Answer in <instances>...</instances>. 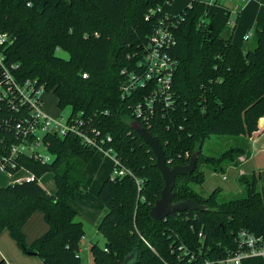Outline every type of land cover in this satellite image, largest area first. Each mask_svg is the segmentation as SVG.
Listing matches in <instances>:
<instances>
[{"label": "trees", "instance_id": "16d2710c", "mask_svg": "<svg viewBox=\"0 0 264 264\" xmlns=\"http://www.w3.org/2000/svg\"><path fill=\"white\" fill-rule=\"evenodd\" d=\"M170 2L0 0V28L11 35L4 53L8 64L17 65L12 67L17 80H38L45 90H53L60 109L70 108V118L81 117L87 126L111 135L106 147L113 148L132 172L112 173L98 191L106 206L97 226L105 245L91 246L93 264H206L205 259L221 264L235 246L239 230L264 235L263 172L239 177L244 189L240 197L219 199V189L202 195L195 188L205 181L204 165L224 172L249 154L248 139L264 130V24L253 34L254 47L246 50L233 41L235 26H228V15L213 12L209 21L200 23L207 8L199 0L180 13L175 28L171 104L159 106L143 125L160 140L170 166L188 164L199 152L193 173L177 176L173 202L194 199L209 209L186 210L159 221L150 215L165 181L155 165V153L133 127L137 96L123 99L120 87L123 69L134 66V56L160 19L178 17L161 9L146 19L152 9ZM20 116L0 98V119L10 117L14 123ZM11 129L0 130V155L16 142ZM211 135H230L242 143L208 155L204 144ZM45 141L51 162L28 155L19 158L35 180L0 186V233L9 230L18 245L40 256L43 264H81L86 231L70 200L87 191L85 170L97 149L73 133H48ZM49 171L56 185L53 194L40 183ZM37 210L45 213L49 230L28 244L23 227ZM179 243L197 258L190 262L181 258L172 248ZM243 264H264V260L248 258Z\"/></svg>", "mask_w": 264, "mask_h": 264}, {"label": "built area", "instance_id": "2783aa9c", "mask_svg": "<svg viewBox=\"0 0 264 264\" xmlns=\"http://www.w3.org/2000/svg\"><path fill=\"white\" fill-rule=\"evenodd\" d=\"M193 1L191 0L190 4ZM202 1L207 10L201 17L200 23L203 24L208 18L212 8H220L223 14L228 15V26L236 27V18L243 8L245 0H199ZM163 7L152 9L146 19L153 17L157 11ZM182 16L170 19L168 15L160 19L159 24L150 35L148 40L139 48V52L134 56V66L123 69L125 78L121 84V96L123 99L135 98L132 109V116L135 120L148 123L158 110V107H168L171 101L168 96L173 89L175 75V62L171 55V50L177 44L175 28L179 25ZM252 33L244 35L248 40ZM11 42V35L8 31L0 28V98L10 105L11 109L21 114L20 117L12 122L10 117L0 119V130L13 128L16 135L14 142L8 151L0 155V173L11 177L18 171H24V176H17L15 182L33 181L36 176L33 172L21 165L19 158L25 155L35 158L42 162H51L53 155L48 151V143L45 135L56 133L65 136L73 133L82 142L97 150L111 154L114 159V171L116 176L132 174L121 161L113 148L106 147L107 141L112 139L111 135L103 134L95 127L87 126V122L74 116L58 115L53 116L44 109L43 92L45 86L36 79H26L24 82L17 80L12 67L16 64H8L4 50ZM87 77V74H83ZM14 124V126H12ZM11 129V130H13ZM44 151H41V150ZM14 182V183H15ZM203 232H199V237H203ZM235 246L232 247L227 256L220 260L221 264H243L248 258L260 257L264 260V235L256 234L248 229H241L234 237ZM173 251L179 252L181 258L187 257L188 261L197 258L196 253L187 248L183 243L172 247ZM205 263H212L205 259Z\"/></svg>", "mask_w": 264, "mask_h": 264}, {"label": "rangeland", "instance_id": "374dc122", "mask_svg": "<svg viewBox=\"0 0 264 264\" xmlns=\"http://www.w3.org/2000/svg\"><path fill=\"white\" fill-rule=\"evenodd\" d=\"M55 1V0H53ZM190 0H172L170 3H165L163 5V10L169 14L179 15L189 4ZM212 8L208 15V21L213 12H217ZM264 21V0H253L252 5L248 7L240 16L238 20L237 28L233 34V40L238 45H241L246 50L254 47L255 39L253 37L254 32L260 28L254 23L256 20ZM230 27V26H229ZM249 28L253 29L252 36L249 40H245L241 37L242 33ZM64 56H68L66 52H62ZM44 108L50 114L64 115L68 116L70 113V108L60 109L57 105V99L53 90H45L43 92ZM239 142L238 139L230 135H211L204 144V152L208 155H218L230 145ZM41 151H44L43 149ZM256 163L254 160L252 163L240 166V169L244 170L246 173H253L251 164ZM114 168V161L110 156L106 155L103 151L97 150L89 161L86 168V176L88 181L87 191H79L72 201L73 206L77 210V219L83 221L86 235L81 242V264H92V252H91V240L99 241L100 245L104 244L103 235L98 232V223L101 218L106 213V206L103 201L98 196V190L103 180L111 173ZM203 171L205 174V181L202 185L195 186L196 190L202 195H209L214 190H221L219 194V199H231L235 197H240L244 195L243 186L238 181V166H229L224 172L214 171L212 167L208 165L203 166ZM264 174V167L260 169ZM23 173L21 170L14 174V178L17 177L18 173ZM19 173V174H20ZM18 174V175H19ZM12 178V179H14ZM7 175L0 173V186L7 184ZM41 183L43 186L51 188L55 187L53 172L49 171L41 177ZM1 234H9L8 230H4ZM0 234V235H1ZM10 236V235H9ZM19 246V245H18ZM20 247V246H19ZM21 248V247H20ZM22 249V248H21ZM23 250V249H22ZM23 252H25L23 250ZM25 254H29L26 253ZM30 256V264H42V259L40 256L35 254L27 255Z\"/></svg>", "mask_w": 264, "mask_h": 264}, {"label": "crops", "instance_id": "0c3cea01", "mask_svg": "<svg viewBox=\"0 0 264 264\" xmlns=\"http://www.w3.org/2000/svg\"><path fill=\"white\" fill-rule=\"evenodd\" d=\"M252 1L253 0H245L243 2V8H242L241 12L239 13V15L237 16V18H236L237 24H238V20L240 19V16L243 13V11L246 10L248 7H250V5H252ZM190 2H191V0H190ZM190 2H189V4H190ZM214 9L218 10L221 13H224V11L221 10L220 8H215L214 7ZM254 24L256 26H260V28H262V26L264 24V21H261L259 19V20H256V22ZM236 28H237V25H236V27L234 29V33H235ZM252 31H253V29L249 28L248 30H246V31H244L242 33L241 37L244 39V35L247 34V33H253ZM229 32H230V30H229ZM48 113L50 114L51 112H48ZM51 115H53V114H51ZM53 116H58V115L54 114ZM247 147H248L249 154L248 155L246 154V155L240 157L239 158V163L230 165V166H238L239 167V169H238V177H237L238 181H239V177L241 175H247L248 174L244 170L240 169V166H243V165L247 164L248 161H249V164L252 163L254 160L256 161V163L254 162L253 164H251V166H255V167H251V168H260L261 169V168L264 167V130L256 138L248 139ZM103 152L106 155L110 156L111 159H113V156L111 154H108L105 151H103ZM113 161H114V159H113ZM249 164H247V165H249ZM260 169L258 171H261ZM256 170L257 169H253V172H255ZM113 171H114V168L112 169L111 173L106 178H108L113 173ZM22 172L23 173L19 172L20 174L18 173L19 175L17 174V176H24L25 172L24 171H22ZM85 173H86V170H85ZM14 176H11V177L7 176V178H8L7 179V184H5V185H8L10 183H14L16 181V177L14 178ZM12 178H14V179H12ZM104 180H103V182H104ZM40 183H41V178H40ZM41 185H42V183H41ZM101 185H100V187H101ZM43 187L51 194L56 192V185H55V187L52 186L51 188H48V187H45V186H43ZM100 187H99V189H100ZM73 200H74V198L70 200V204L76 210V208L72 204ZM5 230H7V229H5ZM48 230H49V224L46 221L45 213L43 211H41V210L35 211L31 215V217L28 219V221L25 223V225L23 227V231L25 233L26 240H27L28 244H32L35 240H37L42 235H44ZM85 235H86V233H85ZM94 243H98L99 244V241H94L92 239L91 240V246ZM104 245H105V240H104L103 246ZM80 253H81V249H80ZM27 255H30V254H25V252H23V250L18 246V243L12 237L10 232H9V234H5V235L1 234L0 235V261L4 260L5 264H30V260H29L30 258H28L30 256H27ZM42 264H43V260H42ZM92 264H93V257H92Z\"/></svg>", "mask_w": 264, "mask_h": 264}, {"label": "water", "instance_id": "95a60500", "mask_svg": "<svg viewBox=\"0 0 264 264\" xmlns=\"http://www.w3.org/2000/svg\"><path fill=\"white\" fill-rule=\"evenodd\" d=\"M133 127L144 142L148 144L155 153V165L161 171L162 177L165 181V186L161 191L160 198L157 199L154 206L150 210L151 217L154 220L159 221L166 219L169 215H176L178 212H184L186 210H208L209 207L207 205L201 204L194 199H185L173 202V190L176 186L177 176L193 173L197 166L199 152L192 154L188 164H176L174 166H170L167 162L165 151L160 140L139 121H134Z\"/></svg>", "mask_w": 264, "mask_h": 264}]
</instances>
